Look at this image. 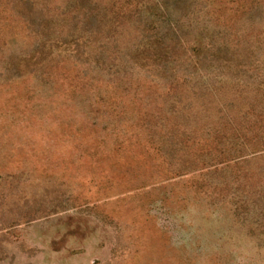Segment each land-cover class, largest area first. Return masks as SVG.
I'll use <instances>...</instances> for the list:
<instances>
[{"label":"rangeland","instance_id":"rangeland-1","mask_svg":"<svg viewBox=\"0 0 264 264\" xmlns=\"http://www.w3.org/2000/svg\"><path fill=\"white\" fill-rule=\"evenodd\" d=\"M0 264H264V0H0Z\"/></svg>","mask_w":264,"mask_h":264}]
</instances>
